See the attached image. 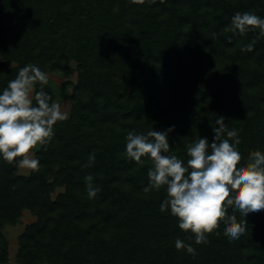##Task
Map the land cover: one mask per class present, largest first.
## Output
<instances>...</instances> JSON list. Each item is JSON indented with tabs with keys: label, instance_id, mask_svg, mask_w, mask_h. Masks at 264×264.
Returning a JSON list of instances; mask_svg holds the SVG:
<instances>
[{
	"label": "trees",
	"instance_id": "trees-1",
	"mask_svg": "<svg viewBox=\"0 0 264 264\" xmlns=\"http://www.w3.org/2000/svg\"><path fill=\"white\" fill-rule=\"evenodd\" d=\"M248 10L264 14V0H0V91L27 64L72 85L68 118L34 152L39 170L17 174L0 160V264H9L3 226L24 210L36 219L18 237L16 264H264V210L244 218L229 205L245 233L230 241L221 220L194 244L160 211L165 190L144 191L150 160L125 153L129 131L174 125L169 154L186 161L187 145L211 140L218 115L239 130L241 161L264 151V33L229 30ZM64 86L43 90L56 102ZM56 187L64 190L51 198ZM177 238L195 254L177 250Z\"/></svg>",
	"mask_w": 264,
	"mask_h": 264
},
{
	"label": "clouds",
	"instance_id": "clouds-1",
	"mask_svg": "<svg viewBox=\"0 0 264 264\" xmlns=\"http://www.w3.org/2000/svg\"><path fill=\"white\" fill-rule=\"evenodd\" d=\"M130 2L144 4L145 0ZM230 24L229 30L240 35L258 26L259 35L264 33V14L237 11ZM252 47L249 41L244 50ZM48 83L45 71L38 65L27 64L0 91V160L31 171L39 170L40 160L32 150L46 149L55 136V124L68 118L60 104L43 90ZM37 84L40 90L34 91ZM215 124L211 140L200 136L187 145L186 161L169 154V132L174 125L163 131L152 128L146 134L129 131L125 137L128 159L141 165L142 157L150 160L144 191L165 190L160 211L176 217L179 229L193 234L190 239H194V244L207 240L206 233L221 220L230 241L245 233L246 226L238 221L235 212H227L229 205L244 218L251 212L264 210V151L250 150L246 160L241 161L239 130L227 126L222 115L217 116ZM94 160L95 155L90 154L89 164ZM93 179L92 175L85 177L89 199H94L100 191ZM194 244L180 238L175 241L176 249L188 254H195Z\"/></svg>",
	"mask_w": 264,
	"mask_h": 264
},
{
	"label": "rangeland",
	"instance_id": "rangeland-1",
	"mask_svg": "<svg viewBox=\"0 0 264 264\" xmlns=\"http://www.w3.org/2000/svg\"><path fill=\"white\" fill-rule=\"evenodd\" d=\"M72 68H75L76 64L74 62L70 63ZM49 76V81L54 87H63L62 93L59 94V99L56 101L61 106V111L66 112L69 116L71 103L68 98L70 93L72 92V85L65 84V78L59 72H46ZM70 81L72 84L76 82V72L74 71L72 76L70 77ZM37 148L33 149L32 152L36 151ZM30 172L29 169L20 168L17 166L16 173L21 175H27ZM63 187H56L51 193V198H55L59 193L63 192ZM35 216L32 215L28 210H24L19 217L18 221L14 224H6L3 226L2 233L6 240L8 241V263L16 264V253L19 247L18 237L24 230L25 226L33 221H35ZM40 264H49L46 261H40Z\"/></svg>",
	"mask_w": 264,
	"mask_h": 264
}]
</instances>
